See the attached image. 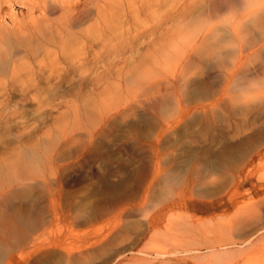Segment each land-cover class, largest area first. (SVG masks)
<instances>
[{
	"label": "bare ground",
	"instance_id": "1",
	"mask_svg": "<svg viewBox=\"0 0 264 264\" xmlns=\"http://www.w3.org/2000/svg\"><path fill=\"white\" fill-rule=\"evenodd\" d=\"M199 1L204 3L200 7L203 11L202 18L199 20L201 23L197 22L196 30L188 33V38H185L187 43L185 46H176V41L174 43L169 41V44L166 42L165 37L169 36L174 39L175 35L162 37L161 41H158L160 47L156 49L155 59L165 58V61L160 60L161 62L157 63L151 61L146 67L145 73L141 76L137 74L135 86L130 85L127 78L123 79L121 68L118 69L120 71L118 76L114 75V71L109 68L104 74L108 77L114 75L115 78H113L117 84L113 89V81L109 80L104 89L112 88L113 95L111 91L110 97L108 91V95L104 94L103 96L106 97L102 96L101 101L96 102L93 99L94 104L87 105L82 109L83 114L89 119L90 125L93 123L86 132L88 141L83 144L84 141L81 139L78 156L82 158L75 168L89 167L90 170H87V174H83L84 172H81L80 175L77 174L76 176L80 177L75 182H83L91 178L92 164L101 155L98 145L99 138L104 137L108 140L116 132L118 135L124 134L128 139L136 140L144 137L148 139L153 133H156L154 151H157V148H160L162 144L169 143L177 133L184 132L187 137L180 144L185 154L182 165L179 161L178 164L171 167L167 163L166 156L160 159L156 157V160L153 162L148 160V163L136 172L137 187L145 190L141 195L145 201L144 206L142 201H139L137 208L129 209L128 205L133 201L134 194H132L123 200L122 205L119 203L118 206V202L110 203V205L107 202L106 206L103 204L101 209H97L100 217L103 215L105 217L109 209L114 214L118 210V213H122V218L116 222L118 224L124 219L139 217L141 213L151 208L169 211L170 206L168 205L172 206L184 197L193 198L194 195L210 191L211 188L212 195L218 196L222 189L220 186L227 184L232 187L225 196L228 208L233 213L232 220L226 225L228 234L226 233L225 238L219 239L218 242L194 243L192 246L187 245L178 249V245H176L175 250L164 248L162 251L155 250L154 254L142 250L140 253L144 255L143 258L136 256L128 259L135 262L133 264H213L211 259H214L216 264L221 262L235 264L264 235V186L257 191V186L253 185L248 190L250 191L249 195L256 193L259 196L261 193L258 200L250 201L246 197L247 194L240 196L237 193L250 184L253 168L255 169L256 165H262L261 162L264 161V84L262 88L252 86L242 89L240 92L241 85L238 83L239 77H252L250 84L255 85V82L252 83L255 80L253 75L258 79H260V75L264 77V0H195L193 4L185 2L184 4L190 6V9H194L193 7L196 8L200 3ZM240 2L245 5L244 8L242 11L239 10V13H233L232 10H235L233 7H236L237 4L242 5ZM77 3L48 5V9L62 8L64 11L61 20L56 24L53 21L50 24L51 20L42 16L30 20L28 24H14L0 31V75L7 79L4 84L0 82V97L7 95L12 97L11 95L14 94L17 87L23 86L29 78V71L22 70L19 62L34 60L40 53L43 58L44 54H51L52 51L47 46L51 42L58 47L57 50L60 51L62 57L66 59L70 57L66 60L70 64V67L66 68L67 72L76 73L84 69L85 59L83 62H79L86 53L84 49L70 50L66 42L48 40L50 35L64 39L62 36L68 37L70 34L78 33L75 29L80 27L93 12V0H85L82 4ZM227 8L232 11V16L228 18L224 29H221L216 25V22L211 21L222 13L221 11L225 13ZM117 21L118 19L116 22L111 23V21L110 23L114 27L113 24L117 23L118 25ZM204 22H209V24ZM110 23L108 27L111 26ZM45 27H49L48 31ZM115 27L112 32L117 29ZM99 29L97 31L101 34V37H98L99 41H106L103 47L105 54L106 48H108V44H111L110 41L113 38L107 34L106 36L111 38L107 39ZM110 29L108 28V31ZM104 31L103 29L102 32ZM97 33L89 32L86 35H96ZM121 33L123 32L121 31ZM167 34L169 33L167 32ZM117 36L118 38L122 37V35ZM138 36L137 40L140 36L142 37V33ZM87 44L92 45V42ZM117 44L114 45L115 48L123 47L122 44L118 46ZM114 47L112 46L113 49ZM90 48L94 47L90 46ZM89 52L87 51L88 57ZM159 54L162 55L159 56ZM175 55L181 61L179 70L174 71L171 77H167L164 74L168 63L167 59ZM230 59L232 60L230 61ZM100 62L101 59L98 63ZM56 66L55 58L50 64L51 70L58 72L59 69ZM195 67H199V70L191 72ZM46 68L48 66L34 70L35 75L43 76L46 73ZM86 77L89 76L85 74L84 77H79V80L82 81H79L81 85L88 79H90L89 81L95 80L94 83L97 80V77L96 79ZM61 78L59 75L49 73L47 80L49 83L54 80L61 82ZM99 81L101 84V79ZM102 82L104 83V81ZM133 83L135 84L134 80ZM96 84L98 83L96 82ZM96 84H93L94 89H91L93 92L97 89L95 88ZM219 85H221L220 88ZM118 87H121L120 90H122L119 93H117ZM22 92L25 91L22 90ZM96 94L101 96L102 93L96 92ZM5 108L7 109V107ZM147 111L154 113L161 111V113L151 117L144 114ZM13 118V116L8 117L6 123L14 122ZM20 123L22 125L24 121H20ZM217 126L221 127L220 132H218ZM13 127L14 123H11L6 130L12 132ZM23 127L25 128L22 130L23 132L11 139L10 146L17 143V148H10L8 141L0 146V157L1 155L3 157L0 158V264H91L99 259H103L102 264H119L124 261L122 259L126 257L125 254L132 251L133 246L138 245L149 233H151L150 239L170 241L167 233L171 230L172 214L158 223L152 222L150 231L144 232L141 235L142 238L139 237L136 240L130 238L134 235L130 233L132 234L130 236V230L119 226L110 234L108 233L109 235H104L93 243L80 246L79 249L84 250L80 253L75 252L74 249L66 252L37 249L35 238L30 240V236L49 224L45 219L48 218L47 194L44 195L46 191L44 183L42 182L44 186H41L42 184L36 181V177L26 173V170L33 157L40 154L42 150L44 151L46 138L37 145H35L36 140L32 144V135L24 124ZM122 128L126 133L122 131ZM74 139L62 144L59 141L55 144L51 142L54 147H57L56 150H61L67 144H72ZM228 139L232 142L229 143ZM77 142L76 146L79 144V141ZM218 144L221 147L215 148ZM54 147L50 150L51 152ZM124 147H130V145L125 144ZM8 153H11V156ZM85 153H88V156ZM6 155L8 157H5ZM161 161L164 163V167L161 166ZM72 169L69 167L64 175L62 174L64 180H67ZM217 187L220 189L219 191H216ZM252 197L254 196L252 195ZM141 203L142 205H139ZM204 205L205 212H208L214 207L215 202ZM55 213L57 214V211L53 208L51 217ZM110 218L112 217L110 216ZM77 219L79 220V218ZM72 220L74 219L71 218L70 222ZM92 221L93 219L90 223ZM72 225L74 226L75 223ZM31 242L34 245L23 251V253L27 251L29 256V260L26 262L24 254L23 256L20 254V248ZM123 245H125L124 248H122ZM231 248L238 249L232 251ZM36 254H40V256H36ZM149 257L153 259L151 260ZM155 260L160 262L156 263Z\"/></svg>",
	"mask_w": 264,
	"mask_h": 264
},
{
	"label": "rangeland",
	"instance_id": "2",
	"mask_svg": "<svg viewBox=\"0 0 264 264\" xmlns=\"http://www.w3.org/2000/svg\"><path fill=\"white\" fill-rule=\"evenodd\" d=\"M194 1L195 0H93V12L90 17L83 21L80 27L75 29L78 33L74 35L70 34L68 37L62 36L64 39L56 35H50L48 38L49 41H63L68 43L70 50H75L77 48L84 49L86 53L79 61L83 62L85 59V67L83 70L76 73L72 71L67 72L66 68L70 67V64H68L66 60L70 57H67V59L62 57L60 51L57 50L58 47L54 46L52 42L47 45L49 50L52 51L51 54H44L45 57L43 58L40 53L38 55L40 57L36 56L37 58L34 60H23L19 62L21 65L20 68L24 71H29L30 76L23 86L17 87L14 94L11 95L12 97L8 95L6 97H0V146H3L6 141H8V146H10L11 139L19 135L20 132H23L22 130L25 129L23 124L32 135V144L34 143L33 141L36 140L35 145H37V143L43 142L44 138H46L44 151L42 150L40 154L33 157L26 170V173L33 174V176L36 177V181L41 184L42 182L44 183L46 190L44 195L47 194L46 208L48 211V218L46 217L45 219H47L46 222L50 225L48 224V226H45L37 233L30 236V240L33 237L35 238L37 249L42 248L60 252L74 249L75 252L80 253L84 251L79 249L80 246L95 242L104 235L110 234V232L116 230L115 228L119 226L130 230L129 234H134L133 236L130 234V238L136 240L141 237L144 232L148 233L150 231L152 222L158 223V221L168 218L169 214H172L171 217L173 218L171 230L167 233V237L170 241L164 242L157 238H155L157 240L153 238L150 239L151 233H149L138 245L133 246L132 251H128V254H125L127 259H125L126 257H122L124 261L119 264H128L127 262L131 264L135 263L128 259L136 256L138 258L142 256L140 258H143L144 255L140 253L142 250L154 254L155 250L162 251L164 248L167 250H175L176 245H178V249L187 245L192 246L194 243L218 242L219 239L222 240L227 236L226 225L233 218L232 210L228 208L227 197H225L232 187L227 184L220 186V188H222L221 190L217 187L218 190L216 189V191H221L218 196L212 195L211 188L210 191H203L202 193L194 195L193 198L184 197L178 200L174 205H168L170 206L169 211L151 208L141 213L139 217L127 218L118 224H116L117 220L122 218V213H118V210L116 211L117 214L115 213L116 215L110 212L111 209L107 211L109 214L106 212L105 217L103 215L101 218L99 215L97 209L106 206L107 202L109 205L110 203L118 202L117 205L119 206V203L122 205L123 200L132 194H134L133 201L128 205V208H137L139 201H142L144 206L145 201L141 198L144 189L137 187L136 172H138L140 167L148 163V160H152L153 162V160H156V157L160 159L166 156L167 163L171 167L178 164L179 161H181L182 165L185 154L180 144L187 139L184 132L177 133L169 143L162 144L160 148H157V151H154V147H156V133H153L148 139H146L147 137L136 140L132 138L128 139L124 134L118 135L116 132L113 133L115 135L108 140L104 137L99 138L98 145L101 150V155L92 164L91 178L83 182H75V180L80 177L76 176L77 174L80 175L81 172L87 174V170H90L89 167H84L82 169L75 168L82 158L78 156L81 139L84 141L83 144L88 141L86 132L93 123L92 122L90 125L89 119L83 114L82 109L86 108L87 105L94 104L95 100L96 102L101 101L100 99L106 97L103 96L104 94H109L110 97L111 94L113 95L112 88L114 87L113 89H115L116 86L114 85L117 84L114 75L118 76L120 72L118 69L121 68L124 76L123 79L125 80L127 78L130 85L135 86L137 84V74L141 76L145 73L146 67H148L151 61L152 63H157L160 60L164 62L165 58L155 59V56H157L156 49L160 47L158 41H161L162 37L164 38L166 35H175L174 39L169 36L165 37V39H167L166 42L169 44V41L173 43L176 41V46H185L187 44L185 38H188V33L190 34L191 31L193 32L196 30L197 22L201 23L199 20L202 18L201 15L203 11L200 7L204 5V3L199 1L200 3L197 4L196 8L193 7L194 9H190V6L184 4V2L193 4ZM72 2L82 4L85 0H0V31L14 24H28L30 20L35 18L38 19L42 16L49 18L51 20L50 24L52 21L56 24L61 20L60 18L62 14H64V11L62 8L58 10L48 9V5ZM44 4H47V6H44ZM242 5H238L237 8L233 7V9H235L232 10L233 13L236 14L240 12L239 10L242 11L245 6L243 3ZM225 11V13L221 11L222 13L217 15L218 17L220 16L219 18L216 16L215 19L217 20L212 19L211 21H214V23L216 22V25L221 29H224L225 24L228 23V18L232 16V11L229 8ZM117 19L119 27L117 23L113 25H117L116 27L114 26L115 29H120L113 30L112 32L114 27L111 23L116 22ZM209 22L204 23L209 24ZM109 23L111 26L109 25L108 27ZM56 27L61 28L60 26ZM56 27H54L55 30ZM48 28L49 27H45L47 31ZM108 28L111 29L108 31ZM98 29L101 30L100 32L107 39L109 38V36H106L107 34L113 38V40L110 41L111 44H108L109 46L106 48L108 51L110 50L109 53H107L108 51L106 50L104 54L103 47L106 41H99L98 37H101V34L97 33ZM103 29L106 32H102ZM121 31L123 33H121ZM89 32L97 34L87 36L86 34H89ZM110 32L111 34H109ZM167 32L169 34H167ZM140 33H142V37L140 36L137 40V36ZM117 35H122V37L119 36L118 38ZM88 42H92V45L87 44ZM116 43H118L117 46L122 44L123 47L118 46L115 48L114 45ZM90 46L94 48L91 49ZM87 51H90L89 57ZM161 55L162 54H159V56ZM55 58L57 60L56 68L59 69L58 72L51 70L52 68L50 67V64ZM100 59L101 62L98 63ZM231 60L232 59H230V61ZM167 62L164 74L167 75V77H171L174 71L179 70L181 61L175 55L168 58ZM44 66H48V68H46V73L40 77L36 76L34 70H39ZM109 68L114 71V75L110 77L107 75L105 76ZM197 70H199V67H195L191 72ZM49 73H51V75L61 76V82H58V80H50L51 82L49 83V80H47ZM96 73L101 77L97 76ZM85 74L89 76L86 78L93 77L92 79H96L97 77L96 82L98 84H96V82L94 83L95 80L89 81L90 79H86L87 82L81 85L80 83L82 81L79 79L84 77ZM253 76L255 80H253L252 83L255 82V85L250 84L252 77H239L238 83L241 85L239 87L240 92L242 89L252 86L263 87L264 77L260 75V79H258L255 75ZM99 79H101V84L99 83ZM6 80L7 79L3 75H0V82L2 84H4ZM109 80L113 81L112 88L104 89L108 85L105 84L109 83ZM102 81H104V83ZM93 84H96L95 88H97L94 92L92 91L94 89ZM99 84L105 86L101 87ZM98 86L100 87L98 88ZM220 87L221 85H219V88ZM120 89L121 87L117 88V93L122 91ZM22 90L25 92H22ZM96 92L102 93L101 96L96 94ZM5 107H7V109ZM159 113H161V111L155 113L153 111H147L144 114L154 117ZM10 116L14 117V122H11L12 124L14 123V127L11 129L12 132L6 130L7 127L11 125V123H6ZM24 116L26 117L24 118ZM20 121H24V123L21 125ZM220 129L221 127H218V132L221 131ZM180 130L182 129L180 128ZM194 130L196 132V129ZM122 131L126 133L124 129ZM72 138H75V141L72 144H67L65 148L61 150H56L57 147H54L52 143L54 142L55 144L59 141V143L62 144L68 140L71 141ZM77 141H79L78 146H76L78 143ZM228 141L229 143L232 142L230 139H228ZM125 144H129L130 147H124ZM16 145H12L10 148H17L18 145ZM53 147L54 149L51 152L50 150ZM220 147L221 145L218 144L215 148ZM11 153H8V155L10 154L11 156ZM85 155L88 156V153H85ZM5 157L8 156L6 155ZM0 158H3L2 155ZM261 163L263 164L260 166L256 165L255 169L253 168V177L250 178V184L237 192L240 196L247 194L246 197L250 201L260 199L261 193H259V196H257L256 193L252 194L254 198L252 195H249L250 191L248 190H250L253 185L257 186V191L264 186V161ZM161 166L164 167L162 161ZM66 167H71V169H73L70 171L71 175L69 174L67 180H64L63 175L66 169H68ZM44 185L42 184L41 186ZM144 194L146 195L147 191L144 192ZM250 197H252V199H250ZM212 202H215L214 207L208 212H205L204 204H210ZM142 203L139 205H142ZM53 208L57 211V214L55 213L51 217ZM106 215H110L112 218ZM71 218L74 219L72 222H70ZM77 218H79V220ZM91 219H93V221L90 223ZM75 220L76 222H74ZM167 221L168 219L166 222ZM74 223L76 226L72 225ZM32 245L34 244L31 242L27 243L23 248H20V254L22 256L24 254L27 260L26 262H28L29 256L27 255V251L24 253L23 251L29 249ZM124 247L125 245L122 246V248ZM235 249L238 248H231L232 251ZM37 254L36 256H40V254ZM149 258L151 260L153 259L152 257ZM211 260L213 264H216L214 259ZM98 262L102 264L103 259L93 261L91 264H97ZM158 262L160 261L156 263ZM220 264H223V262ZM235 264H264V235L257 240L251 249L247 250Z\"/></svg>",
	"mask_w": 264,
	"mask_h": 264
}]
</instances>
